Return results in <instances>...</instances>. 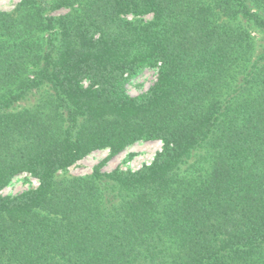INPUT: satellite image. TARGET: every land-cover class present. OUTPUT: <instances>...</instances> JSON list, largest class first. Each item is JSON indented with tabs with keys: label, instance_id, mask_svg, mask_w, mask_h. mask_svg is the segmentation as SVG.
I'll use <instances>...</instances> for the list:
<instances>
[{
	"label": "trees",
	"instance_id": "obj_1",
	"mask_svg": "<svg viewBox=\"0 0 264 264\" xmlns=\"http://www.w3.org/2000/svg\"><path fill=\"white\" fill-rule=\"evenodd\" d=\"M137 141L162 150L136 171L57 174ZM22 172L39 186L0 197V264H264V0L0 11V190Z\"/></svg>",
	"mask_w": 264,
	"mask_h": 264
},
{
	"label": "rangeland",
	"instance_id": "obj_2",
	"mask_svg": "<svg viewBox=\"0 0 264 264\" xmlns=\"http://www.w3.org/2000/svg\"><path fill=\"white\" fill-rule=\"evenodd\" d=\"M21 0H0V11L10 12ZM65 9H57L51 14L59 16L66 13ZM128 20L137 18L143 21H150L152 14L133 17L127 15ZM158 68H150L142 71L137 77L131 79L126 85V93L129 96H136L147 92L157 81ZM162 150L160 141H137L127 146L114 156L110 155L108 148L95 150L83 158L77 160L66 169L59 171L60 176L70 177H87L92 173L94 168H98L100 172L110 173L112 171L133 172L143 165L152 163L156 153ZM39 186L37 179L31 174L22 172L14 176L10 182L0 190V197H13L22 192L35 189Z\"/></svg>",
	"mask_w": 264,
	"mask_h": 264
}]
</instances>
